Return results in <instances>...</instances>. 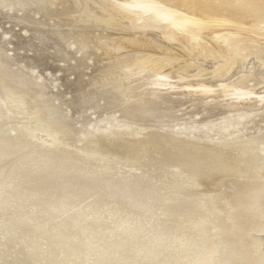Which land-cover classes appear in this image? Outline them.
I'll return each mask as SVG.
<instances>
[{
	"label": "bare ground",
	"instance_id": "6f19581e",
	"mask_svg": "<svg viewBox=\"0 0 264 264\" xmlns=\"http://www.w3.org/2000/svg\"><path fill=\"white\" fill-rule=\"evenodd\" d=\"M73 1L81 21L125 32L106 42V53L117 62L101 72L98 89L109 92L125 114L142 123L155 118V99L175 85L172 73L179 81L204 73L196 58L214 60L209 72L215 78L225 77L240 58L251 55L264 67V0ZM188 57L192 59L185 61ZM177 61V67H170ZM190 67L195 72H188ZM181 87L192 94L214 90L211 85ZM220 89L232 105L264 100L254 87H239L237 81L222 83ZM87 102L83 99L81 107ZM59 117L55 103L40 99L29 82L0 61V264L254 263L256 251L248 233L261 213L264 183L248 190L242 211L229 217L221 213V205H206L204 197L173 194L176 185L183 192L186 178L170 189L125 170L140 155L139 148L119 150L122 143L109 140L102 150L91 148L72 137L68 120ZM9 124L18 130L5 136L1 130ZM147 142L164 148L167 167L175 166L170 161L183 163L184 169L177 167L183 174L189 168L193 173L217 169L220 157L192 151L187 145H196L193 141L181 145L178 138L151 132ZM224 164V170L229 168ZM98 209L118 219L116 231L107 233L109 223L91 215ZM206 238L211 243L204 244ZM245 241L249 247L241 248ZM197 246L212 252L202 257Z\"/></svg>",
	"mask_w": 264,
	"mask_h": 264
},
{
	"label": "rangeland",
	"instance_id": "374dc122",
	"mask_svg": "<svg viewBox=\"0 0 264 264\" xmlns=\"http://www.w3.org/2000/svg\"><path fill=\"white\" fill-rule=\"evenodd\" d=\"M91 7L98 11L95 4L91 3ZM77 8L73 0H0V61L13 74L29 82L40 99L57 105L59 119L68 120L72 137L94 149L106 148L108 140L122 143L119 150L139 148L140 155L131 159L133 164L125 166V170L151 177L168 188L186 178L187 183L181 185L183 192L176 185L170 188L173 194L188 192L191 198L204 197L206 205H221V213L235 217L242 211V205H246L242 200H247L248 190H256L264 183V100L257 105L229 104L220 85L237 81L239 87L252 86L256 95H264V67L258 59L254 55L240 58L228 75L215 78L209 72L214 60L196 58L195 64L205 67L204 73L180 81L172 73L175 85L155 99L152 104L155 118L142 123L125 114L109 92L100 93L98 89L101 72L111 62H117L106 53V42L111 38L118 40L125 32L103 23L83 22L74 13ZM152 34L171 48L179 49L175 42L162 40L155 31ZM186 59L190 61L192 57ZM181 61L170 67H177ZM192 68L188 72H195V67ZM192 84L211 85L214 90L205 93L200 89L192 94L181 87ZM83 99L88 102L81 107ZM17 130L16 125L9 124L1 133L7 136ZM151 132L178 138L181 145L185 140L195 142L196 145H186L192 151L204 150L210 156L220 157L217 169L193 173L189 168L183 174L177 167L184 169V165L176 166L179 163L176 160L169 162L175 166L167 167L164 148L152 142L144 143ZM224 163L238 172L224 170ZM168 181L172 184H167ZM185 185L193 189L186 190ZM214 195L218 197L215 202ZM100 211L95 210L91 215L109 223L107 233L119 228L117 218L104 216ZM248 235L256 251L253 264H264V200L258 222ZM188 236L193 239L192 234ZM205 241L208 244L212 240ZM244 247H249L248 241L241 245ZM198 249L202 257L212 252L197 246Z\"/></svg>",
	"mask_w": 264,
	"mask_h": 264
},
{
	"label": "water",
	"instance_id": "95a60500",
	"mask_svg": "<svg viewBox=\"0 0 264 264\" xmlns=\"http://www.w3.org/2000/svg\"><path fill=\"white\" fill-rule=\"evenodd\" d=\"M228 249H229V255H230V248H228ZM228 249H226V250H222V251H223L222 253H223L224 255H226L225 253H227V250H228ZM229 259H230V257H229ZM229 262H230V260H229Z\"/></svg>",
	"mask_w": 264,
	"mask_h": 264
}]
</instances>
